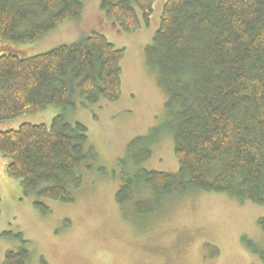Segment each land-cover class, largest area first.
<instances>
[{
  "label": "trees",
  "instance_id": "obj_1",
  "mask_svg": "<svg viewBox=\"0 0 264 264\" xmlns=\"http://www.w3.org/2000/svg\"><path fill=\"white\" fill-rule=\"evenodd\" d=\"M156 1L100 0L99 10L129 34L149 27ZM162 7L143 58L165 95L178 169H141L152 156L151 137L132 140L121 161L131 166L121 174L116 205L130 203L133 214L143 216L171 195L196 191L264 208V0H165ZM82 11L80 0H0V126L50 106L74 111L77 99L86 107L120 98L125 51L98 32L26 58L15 51L78 20ZM85 146L86 128L64 114L48 126L0 131L6 175L38 200L73 201L70 188L81 186L75 169L87 157ZM34 207L47 211L39 201ZM258 225L264 230V218ZM21 243L0 264H26L27 242ZM253 253L264 263L263 251Z\"/></svg>",
  "mask_w": 264,
  "mask_h": 264
},
{
  "label": "rangeland",
  "instance_id": "obj_2",
  "mask_svg": "<svg viewBox=\"0 0 264 264\" xmlns=\"http://www.w3.org/2000/svg\"><path fill=\"white\" fill-rule=\"evenodd\" d=\"M164 2L153 4L149 27L125 34L104 19L100 0H81L78 20L64 22L35 43L17 45L16 53L26 58L98 32L125 55L116 102L100 100L83 107L76 96L74 111L50 106L0 126V131L21 124L48 126L53 117L64 114L68 122L82 124L88 138L87 157L75 169L81 186L70 188L73 201L67 204L24 196L19 180L6 175L0 156V263L7 251L21 249L26 241V264H264L253 253L255 248L264 252V230L258 225L263 207L196 191L171 195L158 210L143 216H135L130 203L124 208L115 203L121 174L131 166L121 161L132 140L151 137L152 156L141 169H178L166 131L170 115L165 95L143 58ZM36 201L47 208L45 213L34 207Z\"/></svg>",
  "mask_w": 264,
  "mask_h": 264
},
{
  "label": "bare ground",
  "instance_id": "obj_3",
  "mask_svg": "<svg viewBox=\"0 0 264 264\" xmlns=\"http://www.w3.org/2000/svg\"><path fill=\"white\" fill-rule=\"evenodd\" d=\"M81 1V0H80ZM163 8V7H162ZM153 13V12H152ZM162 13V12H161ZM158 29V28H157ZM28 44H31V43H28ZM25 45V44H24ZM139 157V156H138ZM181 165V164H180Z\"/></svg>",
  "mask_w": 264,
  "mask_h": 264
}]
</instances>
